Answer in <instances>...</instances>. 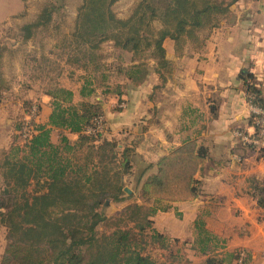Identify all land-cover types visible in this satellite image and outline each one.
<instances>
[{
  "label": "trees",
  "instance_id": "trees-1",
  "mask_svg": "<svg viewBox=\"0 0 264 264\" xmlns=\"http://www.w3.org/2000/svg\"><path fill=\"white\" fill-rule=\"evenodd\" d=\"M117 1L81 0L64 33L54 18L65 0H46L31 21L18 27L22 42L34 40L43 31H57L55 47L64 66L73 74L80 72L81 83L76 101L72 89L54 82L43 92L50 98L48 128L37 124L36 133L22 146L12 145L2 153L0 229L6 231L7 244L0 264H156L143 254L146 239L162 249L170 241L153 229L151 217L200 194L196 175L208 154L194 141L148 165L137 177L135 189H128L125 178L132 175L134 149L119 147L102 133H88L104 117L103 101L89 98L100 86L104 95L120 98L127 88L142 85L151 71L164 84L175 70V63L166 58L165 41L172 43L177 59L186 48L200 52L203 33L219 28L239 0H137L125 19L112 11ZM107 42L131 55L129 65L117 68L122 82L113 84V90L111 83H105L110 67L101 54ZM45 58L39 59L40 70L49 62ZM251 78L247 74L243 81L245 102L264 109L261 92ZM55 130L60 134L58 144L51 142ZM64 131L75 135V141L70 142ZM152 167L154 173L142 180ZM135 190L141 203L127 204L112 219L104 215L102 210L111 203L133 199ZM256 199L264 211V196L258 189ZM103 224L110 231L98 232ZM194 235L189 249L205 257L199 264H250L243 250L220 252L219 241L199 219Z\"/></svg>",
  "mask_w": 264,
  "mask_h": 264
},
{
  "label": "crops",
  "instance_id": "crops-1",
  "mask_svg": "<svg viewBox=\"0 0 264 264\" xmlns=\"http://www.w3.org/2000/svg\"><path fill=\"white\" fill-rule=\"evenodd\" d=\"M202 36L205 42L200 52L186 48L178 59L172 43L165 41L166 58L175 63L173 74L164 84L155 74L150 75L139 87L120 98L112 97L105 113L107 134L111 138L122 130L140 128L141 143H152L148 149L156 151L150 160L135 154L144 167L183 143L194 141L204 147L207 162L196 175L200 194L158 212L152 219L153 229L189 245L195 238L194 223L201 219L205 230L219 241L220 252L243 250L250 264H264V211L256 199L257 189L264 196V143L252 148L233 137L237 130L251 132L243 93L245 75L252 76L264 102V0H239L219 28ZM156 86L159 88L154 89ZM40 99L38 124L47 127L50 99ZM118 100L121 108H117ZM17 129L13 127L12 142ZM6 133L11 138L12 127ZM63 134L70 142L76 139L66 131ZM51 142L57 143L52 137ZM154 171L150 169L142 180ZM166 218L168 227L161 221ZM192 255L200 263L205 259Z\"/></svg>",
  "mask_w": 264,
  "mask_h": 264
},
{
  "label": "rangeland",
  "instance_id": "rangeland-1",
  "mask_svg": "<svg viewBox=\"0 0 264 264\" xmlns=\"http://www.w3.org/2000/svg\"><path fill=\"white\" fill-rule=\"evenodd\" d=\"M44 1L46 0H0V134L3 132L6 133V130L12 127L11 138L9 136L11 135L10 133H6L4 136L0 135V147H6L0 150V158L2 153L8 151L12 145H23V141L20 137H15L12 142V138L14 137L13 134L15 133L13 132V127L18 128L20 124L23 125L25 119H32L31 121L40 123L42 117V100L40 97H47L43 92L49 90L54 82H57L61 87L72 89L75 92V100L79 101L77 89L81 83V80H79V75L81 74L80 72L73 74L70 68L64 66V60L60 56V50L55 47L56 43H58L57 31L50 29L49 31L40 32L34 40L32 39L26 42H22L21 38L18 36V27L25 22L31 21L39 5ZM136 1L137 0H118L112 6V11L119 19H125L129 15L130 8ZM80 2L81 0H65L64 7L55 16V23L61 25L63 29L62 32L66 33L69 31V26H71L75 17L76 7ZM21 13H24V16L18 17ZM101 54L104 57V62L110 67L108 71L110 77L108 76L105 83H111L113 90V84L122 82L116 73L117 68L129 65L131 55L115 49L110 42L102 45ZM41 56L46 57L45 59H48L49 62L40 70L38 66L41 64L39 61ZM34 59H36L37 62L34 63ZM150 75H154L152 71L149 76ZM146 80H148V78ZM100 84L101 81L99 82V85ZM100 87L97 88L96 93L91 96L89 100L92 102H96L97 100L103 101L104 117H99L95 121L96 124L94 128L89 129L88 133H102L105 139L117 141L119 147H132L135 154L137 153L140 156L145 155L149 160L153 159V155L156 154V151L148 149L152 143L149 145L141 143L139 134L140 128L136 127L137 131L134 129L129 130L130 134L128 129L122 130V133L109 138L105 113L112 97L115 99L117 98L112 94L107 96L104 95V86ZM131 89L133 88H127L125 92ZM119 101L120 100L117 101V108L122 107V103ZM115 108L116 104L114 109ZM59 136L60 134L58 133H53L51 136L54 141H57L56 144H58ZM152 168L154 169V167ZM145 169L146 167H144V164H142L135 155L133 158L132 175L125 178L128 189H135V181ZM135 202L141 203L137 192L133 199L120 204L111 203L105 207L102 212L112 219L127 204ZM142 205L144 207H149V204ZM151 219L154 221V216L151 217ZM161 221H163L165 227H168V218L161 219ZM112 222H114V219L110 220L108 223L110 224ZM127 225H130V223L128 222ZM157 226L162 227L163 224H157ZM108 231L110 230L105 224L98 228V232ZM167 239L170 242L166 249H162L158 243H150L149 239H146L148 243L143 254L150 256L156 264L200 263L193 257L192 251L185 241H174V239L168 237ZM6 244V231L4 228H1L0 260ZM186 244L188 246H186Z\"/></svg>",
  "mask_w": 264,
  "mask_h": 264
},
{
  "label": "built area",
  "instance_id": "built-area-1",
  "mask_svg": "<svg viewBox=\"0 0 264 264\" xmlns=\"http://www.w3.org/2000/svg\"><path fill=\"white\" fill-rule=\"evenodd\" d=\"M248 111L251 115V132L234 131L233 137L242 145L259 148L264 143V109L248 103ZM25 119L17 135L23 142L29 140L36 133V121Z\"/></svg>",
  "mask_w": 264,
  "mask_h": 264
},
{
  "label": "water",
  "instance_id": "water-1",
  "mask_svg": "<svg viewBox=\"0 0 264 264\" xmlns=\"http://www.w3.org/2000/svg\"><path fill=\"white\" fill-rule=\"evenodd\" d=\"M124 191L128 194H130V191L127 188H124Z\"/></svg>",
  "mask_w": 264,
  "mask_h": 264
}]
</instances>
